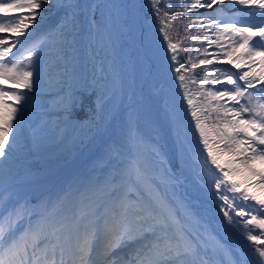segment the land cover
<instances>
[{"label":"snow or ice","instance_id":"1","mask_svg":"<svg viewBox=\"0 0 264 264\" xmlns=\"http://www.w3.org/2000/svg\"><path fill=\"white\" fill-rule=\"evenodd\" d=\"M218 2L225 4L218 12L250 8L260 23L241 25L201 11H211ZM48 4L62 10V19L33 40ZM99 7L94 4L86 12L92 49L86 60L80 48V0H0V33L16 37L0 36V82H4L0 83V188L9 177L15 179L5 162L21 150L25 114L43 89L57 101L45 109L49 119L44 122L57 146L70 136L75 140L77 132L82 140L103 128L106 105L120 95L121 83L114 65L98 58L107 44L95 19ZM148 7L151 16L145 17L141 43L146 42L159 83L156 95L164 102L177 142L183 147L184 122L190 113L188 126L194 122L197 143L203 145L201 176L211 173L204 190L228 224L252 242L249 247L258 255L257 264H264V86L256 88L264 85V0H176L175 4L148 0ZM193 12L197 15H190ZM193 26L207 28L205 37H216L206 41L202 58L194 59L185 45ZM213 45L217 51H209ZM13 49L17 53L10 56ZM222 63L245 70L213 66ZM197 68L200 73L194 71ZM189 72L191 76L186 75ZM197 75L201 76L198 95L203 99L194 103L188 83H196ZM209 80L212 87L205 88ZM173 85L177 93L183 90L181 99L187 108L183 103L170 105L168 91ZM89 90L96 93L97 107L84 129L73 123V113L82 104L81 93ZM213 114L216 122L210 128L207 121ZM127 142V163L103 180L69 183L41 199L39 207L20 200L7 214L0 196V264H210L209 253L215 248L207 241L204 224L197 218L200 232L193 231L187 223L193 218L192 210L185 205L182 220L175 205L149 178V167L166 161L157 143L139 133L131 112ZM225 154L231 157L227 162L221 159ZM111 155L121 157L119 150ZM246 215L249 218L243 219Z\"/></svg>","mask_w":264,"mask_h":264},{"label":"bare ground","instance_id":"2","mask_svg":"<svg viewBox=\"0 0 264 264\" xmlns=\"http://www.w3.org/2000/svg\"><path fill=\"white\" fill-rule=\"evenodd\" d=\"M108 11L109 9L104 6L103 16ZM118 16H122L121 10H118ZM120 23L121 21H118L117 18L113 19L109 23L111 28L106 30V36L110 32H117L118 30L115 31V29L121 27ZM194 31L197 32V30ZM120 35L117 34V39H110L109 42L121 43ZM138 36L139 39L135 43L141 47V55L136 64L135 78L128 79L126 82L119 78L121 89H124L123 84L127 89L130 84H134L137 86L135 93L126 95L123 99L122 95L118 96L114 102L107 103L106 107L109 113H112L106 117L110 118L106 121L107 124L88 138L86 144L68 161L60 163L62 167L59 165V169L43 172L42 175L34 177L28 175V178L23 181H11L4 184L0 188V196L4 197V214H7L20 200L28 199L33 205L39 207L41 199L56 194L69 183H87L92 179L103 180L114 169L126 164L130 155L127 134L129 113L131 112L135 115L139 133L157 143L159 151L166 161L163 166L159 163L152 164L148 171L149 178L154 181L155 186H158L159 191L175 205L182 220L185 219L184 206L186 205L192 210L193 218L188 219L187 223L193 231L200 232L197 218L204 224L207 229V241L210 246L215 248L209 253L210 264H257V254L249 247L252 242L246 239V234L242 230H237L236 227L228 224L227 219L223 217V213L216 206V201L211 200L204 190L203 185L207 179L211 178V173L201 176L200 151L203 149V145L197 143L199 133H194V122L188 126V121L191 120L190 113L184 122L187 131L182 133L183 147L177 142L174 129L165 114L164 102L156 95L159 83L152 72V62L148 59L147 54L143 55L142 53L146 42L145 44L141 43V30ZM83 40L86 46V39L83 38ZM125 40L128 41L126 36ZM88 49L85 47L84 54L88 52ZM16 52L17 49H13V53ZM182 91L177 93L174 85L169 89V103L172 107L183 103L187 108V102L181 99ZM190 94L194 95L191 92ZM199 100L202 99L194 95V103ZM81 126L85 127L86 124H81ZM209 127L211 128L212 125ZM46 137L52 140L51 133ZM79 137L80 133L77 132L75 140L70 136L66 141L69 145L75 141L81 144L85 137L82 140ZM52 144L55 145L53 140ZM63 148V144L56 146L55 149L53 147L59 155ZM51 150L50 152H52ZM116 150L121 153L120 159L111 155ZM203 155L206 156V152ZM221 159L227 162L231 157L225 154ZM257 169L259 168L257 167ZM258 180V177L254 178L253 183ZM213 190H215L214 186ZM253 191L257 190L253 189ZM248 203L252 204L253 202L249 201ZM232 215L234 216V214ZM248 218L249 216L246 215L243 219ZM234 219L240 222L242 218L234 216ZM8 224V220L3 222L4 227H7ZM22 226L23 222H21ZM200 234L204 235V233Z\"/></svg>","mask_w":264,"mask_h":264},{"label":"rangeland","instance_id":"3","mask_svg":"<svg viewBox=\"0 0 264 264\" xmlns=\"http://www.w3.org/2000/svg\"><path fill=\"white\" fill-rule=\"evenodd\" d=\"M80 3L83 6V9L80 13V20L82 22L81 31H83V33L85 35V33H87V31H88V26L86 25V21H87L88 17L86 15V12H87V8H88V5L90 3V0H80ZM145 4H147V7H148V1L147 0L145 1ZM220 5H222L221 7H223L224 4L220 3ZM44 7H45V9H47V11L42 10V12L45 16V19H43V20L38 19V23L45 21L47 16H51L54 13H56L57 7L54 4H48V5H45ZM220 9H222V8H220ZM149 14L151 15L150 11H149ZM192 14H193L192 16L197 15L196 12L192 13ZM243 15L244 16L239 18L240 21H238L239 24H241V25L242 24H248V21H252L251 24H256V22L259 21V17L249 14V11H243ZM59 20H61V19H59ZM147 22L151 23L149 20ZM31 29L32 28H29L28 31H30ZM49 30H51V26H49V28H46L44 30L45 31L44 33H46ZM193 32H196V31H193ZM193 32H192L193 38L195 40H199L198 34L200 35V33H193ZM197 32H199V31L197 30ZM8 35L9 34H7V33H0V36H4L5 38L12 40ZM14 38L16 39V37H14ZM205 38L206 37L204 36V34H202V40H205ZM215 51H217V50H215ZM11 55L12 54H10V56ZM213 66L216 67V64ZM232 71L234 72L233 68H232ZM200 80H201V78L198 80L196 77V83L189 81L188 87H189V90L191 93L200 97V99H203L201 96L198 95L199 81ZM209 82H210V80H209ZM209 82H208V84L207 83L205 84V88L212 87L211 82L210 83ZM0 83H4V82H0ZM7 86H11V85H7ZM52 101H55V99H52ZM41 105H42V103L39 101V99L36 98L35 101L33 102V105L30 107L32 109H38L39 107H41ZM42 111H44V113H45V109ZM45 116H47V115H44V117ZM30 118L31 117L25 118L24 132H23V135L21 137V142H20L21 143V150H18L11 157L10 161L5 162L7 167H9L11 169L12 173L15 176V179H13L12 177L8 178V182L23 181L26 178H28V175H29V177L38 176L39 174L42 175L43 172L46 173L49 170L59 169V165L61 166V164H62V162H59L60 160H57V161L54 160V162H52L51 160L48 162L46 160V158L49 157V155L54 151L55 147L57 146L56 144L55 145L52 144V140H50L48 137H46V135L50 133L49 130L41 131L42 128L44 127V122L46 120L42 119V122L40 124H37V126H35L36 124H34V125H32L33 126L32 127L31 122L29 121ZM73 118H74V116H73ZM215 122H216L215 121V115L213 114L212 117H210L208 119L207 123L209 125H213ZM37 129H40V130L36 134L35 130H37ZM32 130L35 132V134H34V132H32ZM59 146H61V145H59ZM53 147H54V149H53ZM48 148H50V149H48ZM50 150L52 152H50ZM70 151L73 152L74 150L71 149ZM54 159H56V158L54 157ZM66 159H67V157H66ZM32 165H34V166H32ZM256 166L259 169L261 168V165H259V163H257ZM20 173H23V174L18 175Z\"/></svg>","mask_w":264,"mask_h":264},{"label":"trees","instance_id":"4","mask_svg":"<svg viewBox=\"0 0 264 264\" xmlns=\"http://www.w3.org/2000/svg\"><path fill=\"white\" fill-rule=\"evenodd\" d=\"M173 3L175 4V3H176V0H173ZM201 11L204 12L205 14H210V15H221V16H224L225 18H228V19H232V20H236V21H238V15L235 14V13H229V12H227V13H220V12H218V11L208 12L207 9H201ZM193 13H195V12H193ZM190 15H193V14L191 13ZM60 19H62V17H61ZM185 19H186V18H185ZM60 21H61V20H57V21L53 24L52 28H55L56 25L60 23ZM212 27L214 28V26H212ZM194 30H198V31H199V33H200V35L198 34V36H199V40H195V39L193 38L192 33H191L190 37H189L188 39H186V41H185V45H186V47L189 49L191 56H192L194 59H197V58H202L203 50L207 47L206 41H207V40H210V39H211V40H214V39H216V37L210 35V36L206 37L205 40H202V34H204V31H206V30H208V29H207V28H205V29H198L196 26H193V28H192V32H193ZM193 33H197V32H193ZM225 42H226V39H225L224 37H221V43H225ZM80 48H81V55L84 56L85 43H84L83 38H82L81 41H80ZM215 50H217L216 47H215V45H213V47H212L211 49H209V51H215ZM237 54L239 55V53H237ZM183 59H185V56H184L183 53H181V60H183ZM257 59H258V58H257ZM216 67H220V68H231V67H233V66H230V65H228L227 63H222V64H216ZM233 69H234V72H237V71H244V70H245L242 66H241L240 69H236V68H234V67H233ZM194 71H195L196 73H200L201 70H200V68H197V69H195ZM256 71H259V68H257ZM186 75L191 76L192 73L189 72V73H187ZM196 77H197L198 80L201 78L200 75H197ZM262 86H264V85L257 84V85H256V88L258 89V88H260V87H262ZM250 91H255V89L250 90ZM93 96H94V94H85V93H81L82 104H81V106H80L79 108H77V109L75 110V114H76L78 117H83V116H85V115L87 114V112H86V108H87V107H91V106L93 105V102H92V98H93ZM55 103H57V101H56V102H55V101H44V102H42V105H43V106H46L47 104H49V105H54ZM42 105H41V106H42ZM38 109H39V108H38ZM34 110H36V109H32V111H34ZM26 117H31V118L29 119V121L31 122V126L34 125V124H36L35 126H37V124H40V123L42 122V119H43V120H44V119H45V120H48V119H49V116H48V115L44 117V115H40V114H38V113H34V112H31V111H28V112L25 114V118H26ZM52 118L54 119V117H52ZM40 126H41V125H40ZM32 127H33V126H32ZM39 130H40V129L35 130V131H36V134L38 133ZM45 130H47V129H45V128L43 127L41 131H45ZM32 132H34V131L32 130ZM34 134H35V132H34Z\"/></svg>","mask_w":264,"mask_h":264},{"label":"built area","instance_id":"5","mask_svg":"<svg viewBox=\"0 0 264 264\" xmlns=\"http://www.w3.org/2000/svg\"><path fill=\"white\" fill-rule=\"evenodd\" d=\"M133 3L135 4V2H131L128 4L127 0H93L88 5V7L94 4L100 5V7L97 8L95 11V19L100 23L101 31L106 34V30L111 28L109 26V23L115 18H117L118 21H121L120 24H121V27L123 28H127V26L133 27L137 25V22H138L137 7L134 6ZM104 6H106L109 9L108 13L105 16H103ZM118 10H121L122 12L121 17L118 16ZM131 11H134V14L136 13V15H131ZM131 17L132 18L134 17L133 20L130 21L129 24H127V20H131ZM107 22H108V25H107ZM121 27H119L118 29H115V31L118 30L117 32H110V34L106 36V39L108 37H111L112 39L116 40L117 34L118 35L121 34L120 33ZM85 35L87 37V33H85ZM119 38L124 41L123 35H120ZM87 40H88V37H87ZM90 52L92 53V49H90ZM98 58H104L106 59L107 63L112 64V65H114L115 63L117 64L118 61L122 60V59L118 60L119 58L117 57L112 58L109 56L108 52H104V51L100 53V56Z\"/></svg>","mask_w":264,"mask_h":264}]
</instances>
